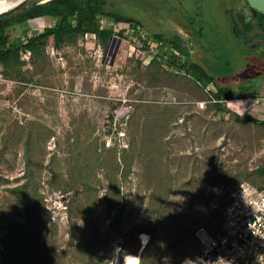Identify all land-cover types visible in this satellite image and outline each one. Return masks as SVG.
<instances>
[{"label": "rangeland", "instance_id": "obj_1", "mask_svg": "<svg viewBox=\"0 0 264 264\" xmlns=\"http://www.w3.org/2000/svg\"><path fill=\"white\" fill-rule=\"evenodd\" d=\"M107 9L137 24L113 25L106 44L49 38L39 56L20 51L9 76L0 65V264L8 222L31 227L17 264H120L143 237L140 264H188L199 230L220 226L237 184L229 177L264 166V41L256 26L246 46L233 20L252 17L246 1L107 0ZM53 23L30 22L21 39ZM156 34H177L234 100L216 104L214 85L167 67L173 50ZM27 172L38 195L18 199ZM245 182L264 188L256 175Z\"/></svg>", "mask_w": 264, "mask_h": 264}, {"label": "trees", "instance_id": "obj_2", "mask_svg": "<svg viewBox=\"0 0 264 264\" xmlns=\"http://www.w3.org/2000/svg\"><path fill=\"white\" fill-rule=\"evenodd\" d=\"M250 11L254 22L257 23V29L262 32L261 36L258 35L256 37H260L264 41V14L258 13L252 9H250ZM42 19H51L54 23L50 26H44L38 33L33 34L23 41L21 39L22 36L26 37L28 32H30V22ZM102 19L108 21L111 26L109 28L102 27L100 23ZM233 20L236 25V36L239 39H243L245 45L249 46L253 41V37L244 35L238 29L234 17ZM115 24H123L133 28L137 24V21L126 15L108 10L107 0H49L44 3L34 2L30 6L23 8L18 14H12L10 18L0 22V65L5 69L3 73L5 76H9V71L12 69L13 65L16 63L18 64V53L20 51H28L33 57L39 56L40 52H43L46 41L49 38H52L55 46L58 47L65 40L69 41L72 36L91 34L95 35L99 42L106 44L113 35L112 26ZM178 38L177 34H173L170 37H166L164 34L155 35L156 42L164 46H169L173 50V54L166 58L167 67L174 68L178 72L185 74V76L190 78L197 87L207 86L209 84L214 85L216 92L212 95V98L216 104L221 101L234 100L231 93L215 86V80L211 74L205 71L200 65L190 61L188 51L182 48ZM194 77H196L195 81L192 80ZM244 122L249 123L252 122V120L248 119ZM260 125L264 126V121L260 123ZM255 175L264 180V166L256 168L252 173H248L247 171L237 172L229 177L228 182L232 181L237 183L236 186H232V188H234L243 184V182L247 183L245 181ZM23 179L25 180L24 183L12 189V192L17 194L18 199L24 198L29 188H31L32 195H38L36 186L30 185L32 180L29 172L26 173ZM109 182L113 187L114 180L112 179ZM248 184L258 189H264L261 186H254L251 183ZM216 190L217 187L214 186L211 192L206 193L204 195L205 201L208 202L216 193ZM154 194L153 192V198L155 197ZM225 204L226 201L222 203V209ZM156 208L164 213L163 211L165 208H161V203L158 204ZM178 216H182V214ZM7 224L10 228V233L2 243V264H17L18 255H22L23 253L20 249L15 251V246H17L19 242L22 243V237L31 227L23 226L22 228H26L20 232L11 222ZM29 224L30 221H28V225ZM13 227L17 230L15 235L12 234L14 230ZM211 230L212 229H209V231ZM142 234L145 233H141L140 235ZM149 242L150 241L146 242V238L143 237L144 244L142 246L137 245V248H128L120 258V264H137V260L133 258L137 256H139L138 264H140L143 253L146 252L150 246ZM130 255L132 257H126Z\"/></svg>", "mask_w": 264, "mask_h": 264}, {"label": "built area", "instance_id": "obj_3", "mask_svg": "<svg viewBox=\"0 0 264 264\" xmlns=\"http://www.w3.org/2000/svg\"><path fill=\"white\" fill-rule=\"evenodd\" d=\"M196 236L198 251L188 264L264 263V189L248 183L231 188L220 226Z\"/></svg>", "mask_w": 264, "mask_h": 264}, {"label": "water", "instance_id": "obj_4", "mask_svg": "<svg viewBox=\"0 0 264 264\" xmlns=\"http://www.w3.org/2000/svg\"><path fill=\"white\" fill-rule=\"evenodd\" d=\"M36 0H29L28 3L35 2ZM248 8L255 10L258 13L264 14V0H245ZM12 14L3 15L0 13V22L10 18ZM236 24L239 26L240 31L244 34L250 33L253 28L257 26L256 22H252L251 18H247L243 12L238 11L234 13Z\"/></svg>", "mask_w": 264, "mask_h": 264}, {"label": "bare ground", "instance_id": "obj_5", "mask_svg": "<svg viewBox=\"0 0 264 264\" xmlns=\"http://www.w3.org/2000/svg\"><path fill=\"white\" fill-rule=\"evenodd\" d=\"M21 1L23 0H17L16 2L13 0L12 1L0 0V13L9 10L10 8H12Z\"/></svg>", "mask_w": 264, "mask_h": 264}, {"label": "flooded vegetation", "instance_id": "obj_6", "mask_svg": "<svg viewBox=\"0 0 264 264\" xmlns=\"http://www.w3.org/2000/svg\"><path fill=\"white\" fill-rule=\"evenodd\" d=\"M29 1V0H28ZM28 1L27 2H25L24 4H22V5H20L15 11H13V12H11V13H8L7 15H9V14H13V15H16V14H18L23 8H25V7H27V6H30L32 3H34V2H32V3H28ZM17 5V4H16ZM251 19H252V17H250ZM253 21V20H252ZM254 22V21H253ZM244 35H246V36H250V34L248 33V34H244ZM244 43H245V41L244 40H242Z\"/></svg>", "mask_w": 264, "mask_h": 264}]
</instances>
